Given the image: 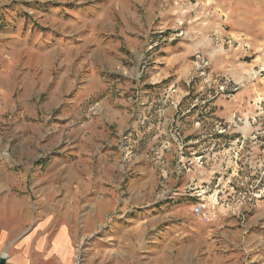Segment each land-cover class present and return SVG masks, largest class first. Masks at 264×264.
Listing matches in <instances>:
<instances>
[{
    "label": "rangeland",
    "instance_id": "1",
    "mask_svg": "<svg viewBox=\"0 0 264 264\" xmlns=\"http://www.w3.org/2000/svg\"><path fill=\"white\" fill-rule=\"evenodd\" d=\"M135 42L147 44L140 62ZM168 50L172 60L186 55L151 86L149 101L139 100L147 107L140 117L136 90L124 87L133 73L144 80L159 70ZM41 52L54 55L53 68L35 60ZM225 56L238 63L224 65ZM67 57L72 66L62 63ZM29 61L39 66L27 69ZM42 74L49 84L32 97L27 89L35 92ZM237 95L251 116L229 114ZM169 107L175 116L160 134ZM108 141L110 165L57 160L79 144ZM174 142L202 144L186 155L196 151L211 174L204 197L165 190L163 160L154 158ZM140 155L158 176L150 191L142 187L146 163L134 160ZM72 167L84 171L85 189L61 175L53 193H40L37 179ZM8 194L28 200L31 222L55 219L50 234L68 230L72 264H264V0H0V197ZM184 204L195 216L176 213ZM194 242L197 252L182 251Z\"/></svg>",
    "mask_w": 264,
    "mask_h": 264
},
{
    "label": "crops",
    "instance_id": "2",
    "mask_svg": "<svg viewBox=\"0 0 264 264\" xmlns=\"http://www.w3.org/2000/svg\"><path fill=\"white\" fill-rule=\"evenodd\" d=\"M217 2V1H216ZM142 17H138L135 19L134 24L136 27L141 28L140 21ZM147 44H141L139 46L138 42H135L134 48H132L131 53L135 55V58L137 61H142L143 58L148 53ZM27 49V48H25ZM49 53L46 51L45 54ZM173 54L174 51H172ZM40 57H36L35 60H41L42 64H45L46 68H53L55 65V58L54 55H44V53L41 52ZM171 50L167 51V56L159 57L156 61L157 64L153 68H159V70L156 71H148L147 76L144 80H140V73L136 74L133 73L131 75V83L128 84L125 89H135L136 95L132 98V106H138L141 103L139 100H147L150 99V88L151 86L160 83L163 79L168 77L171 74V68L172 65L174 66V61H176L179 58L185 57L186 54L178 53V56L176 60H172L173 56L170 57ZM226 59V60H225ZM223 59V61L226 62L227 65L230 63L236 64L238 61H231L229 58ZM165 63L166 66L159 67V64ZM64 66L69 67L73 65L72 58L67 57L64 62H62ZM39 63L36 62L34 64L32 61H29L26 63V68L30 69L33 68V66L37 67ZM44 66V65H43ZM41 66V67H43ZM43 76L40 77L37 80H34V83L37 84L36 91L29 87L27 89V93L30 96H38L42 95V92L46 90V86L49 84V78L46 76V74H42ZM57 88V87H56ZM55 88V89H56ZM26 93V98H31ZM143 104V103H142ZM141 104V106H142ZM239 107L241 109H236V107ZM144 107L142 109V113L140 114V117L146 112L147 107ZM229 114L233 113H239L240 115H248L251 116L253 113V110H248L245 108V100L240 95H237L235 98V105L232 109H229ZM228 114V115H229ZM162 117H163V123L162 126H158V128H162L160 131V134L169 133V127L171 124L172 119L175 116V108H167L162 111ZM81 135V132H75V137H79ZM169 136V135H168ZM106 146L102 147L99 143H96L94 145V148H89L87 145L79 144L74 147L72 151H69V149L66 151V154H64L62 157L57 158V160H100L101 165L107 166L110 165L109 160H113V153L115 150L114 143L111 141H108ZM202 144H191V143H185L183 145L178 144L176 142L170 143L169 146H164L163 149L157 153L156 158L154 160H163V166H159L163 172V178L165 179L166 185H164V188L166 191L169 192V196L177 197V196H188V197H204L205 193V187L201 185L203 181H207L211 179V174L208 173L207 169L199 168L200 164L197 163V160H202V156L198 155L196 151L194 153H190V157L187 154V152L190 150V148H193L192 150H195L196 148H201ZM30 146L27 141H24L23 145L20 147V149L28 156V159H32L33 152L28 148ZM183 151L181 148H183ZM195 148V149H194ZM167 151V152H166ZM24 155V156H26ZM198 155V156H197ZM31 157V158H30ZM200 158V159H199ZM134 160H142V162H145L146 164L144 166L140 167V170H142V173L146 175V183L143 184L142 187L150 190H153L156 185L157 181V173L154 168L153 163L148 162L146 160H149L146 158L145 155H140L136 157ZM179 160V161H178ZM28 162L34 161V160H26ZM81 162V161H80ZM74 162H72L73 164ZM88 163V162H87ZM59 164V163H58ZM80 164V163H79ZM82 164H85L82 161ZM138 164V163H137ZM141 164V163H140ZM156 164H158L156 162ZM71 165V164H69ZM143 165V164H142ZM181 165H183V168L181 169ZM73 170V171H72ZM86 171V170H85ZM106 171V169H104ZM87 173L89 174L90 171L87 170ZM61 175H64V180L68 182V185L70 186L74 182L79 183V189L83 190L85 189V185H87L84 177V171L80 170L79 168L74 169L67 168L65 173H53V174H46L41 179H37V183L42 184L45 186L43 189L40 188V193H49L55 191V186H53L52 181L56 178L59 179ZM101 175V174H100ZM99 175V176H100ZM22 179H25L22 177ZM106 180H113L112 176H106ZM86 183V184H85ZM41 185V186H42ZM141 187V186H140ZM43 194V193H42ZM11 194L6 195L5 197H0V221L3 224L4 221H8L12 223L10 226H8L6 229L0 228V255L3 253H6L9 259L10 264H72L73 260V254L74 250L71 243V237L69 235V232L66 228H57L55 229L51 234L48 232V228H52L57 221L54 219L51 222L47 221H40L37 223L31 222L32 216L30 214L34 213L32 206L28 204V200L26 199H20L16 196H10ZM104 206L107 205L106 201L104 200L102 202ZM43 206V205H42ZM103 206L101 205V208ZM44 210L49 214H52L53 212H58V208H53L50 206H43ZM180 213V216L182 218L190 219L194 215V208L189 204H184L178 208ZM99 215L96 216V219H99ZM30 223L31 226L29 229H26L27 224ZM49 223V224H48ZM58 224V223H57ZM233 225L234 223L231 222ZM48 227V228H47ZM189 225L184 224L183 228L186 230L188 229ZM46 228V229H45ZM182 228L178 227L176 225H172L171 229H177ZM194 229L193 227H191ZM60 229V230H59ZM240 228H237L236 231H233L236 238L235 241H237V238L240 235ZM182 251H185V253L193 254L194 252H197V243L194 242L192 244H189L188 248L186 246H182ZM188 249V250H187Z\"/></svg>",
    "mask_w": 264,
    "mask_h": 264
},
{
    "label": "water",
    "instance_id": "3",
    "mask_svg": "<svg viewBox=\"0 0 264 264\" xmlns=\"http://www.w3.org/2000/svg\"><path fill=\"white\" fill-rule=\"evenodd\" d=\"M8 256L6 254L2 255L0 258V264H8Z\"/></svg>",
    "mask_w": 264,
    "mask_h": 264
},
{
    "label": "built area",
    "instance_id": "4",
    "mask_svg": "<svg viewBox=\"0 0 264 264\" xmlns=\"http://www.w3.org/2000/svg\"><path fill=\"white\" fill-rule=\"evenodd\" d=\"M184 149V147L183 148H181V150H183ZM200 159V158H199ZM197 163L198 164H200V165H202V162H201V160H197Z\"/></svg>",
    "mask_w": 264,
    "mask_h": 264
}]
</instances>
